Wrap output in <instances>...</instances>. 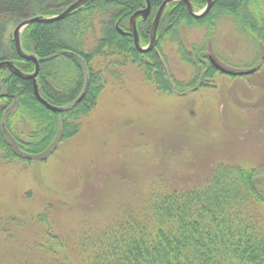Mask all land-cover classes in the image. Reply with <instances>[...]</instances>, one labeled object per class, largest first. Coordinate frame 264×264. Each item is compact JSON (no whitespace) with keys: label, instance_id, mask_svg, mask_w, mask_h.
<instances>
[{"label":"trees","instance_id":"16d2710c","mask_svg":"<svg viewBox=\"0 0 264 264\" xmlns=\"http://www.w3.org/2000/svg\"><path fill=\"white\" fill-rule=\"evenodd\" d=\"M164 1L150 0L151 14L137 21L142 46L150 42L153 21ZM190 2L196 11L207 4L206 0ZM36 3L0 0V20L18 24L26 18L52 15L50 8L38 11ZM144 8V0H91L63 21L34 23L22 32L24 52L40 62L36 78L40 95L63 110L44 106L32 80L0 69V156L6 164L46 161L60 145L79 135L105 92V74L114 72L118 64L136 65L144 80L166 98L185 97L214 88L216 75L228 76L209 59L222 20L264 51V0H214L210 12L199 19L185 3L174 2L161 18L156 48L145 54L136 49L130 34L131 17ZM184 27L203 30V41L187 43ZM167 42L176 46L180 60L191 69L188 80L167 72L161 51ZM6 43L0 62L8 60L24 73H33L35 64L19 56L12 33ZM263 65L264 57L251 69L260 72ZM260 209H264V166L224 162L201 184L152 190L145 204L125 209L103 228L81 232L76 242L54 232L50 209L39 213L36 222L45 229L38 249L45 258L20 264H74V255L79 264H264ZM9 220L20 226L18 219Z\"/></svg>","mask_w":264,"mask_h":264},{"label":"rangeland","instance_id":"374dc122","mask_svg":"<svg viewBox=\"0 0 264 264\" xmlns=\"http://www.w3.org/2000/svg\"><path fill=\"white\" fill-rule=\"evenodd\" d=\"M66 2L37 0L36 9L56 15ZM16 26L0 20V55ZM182 33L187 43L204 39L198 28L184 27ZM161 51L167 72L188 80L191 69L176 46L167 42ZM209 55L245 71L262 62L264 51L222 20ZM105 76L98 107L53 156L16 164L0 156V264L45 258L38 249L45 227L35 216L47 209L54 232L76 242L81 232L103 228L125 209L145 204L152 190L201 184L224 162L264 166V65L243 78L216 75L214 88L185 97L160 95L133 64H118ZM258 214L264 222V209ZM73 260L80 263L76 255Z\"/></svg>","mask_w":264,"mask_h":264},{"label":"water","instance_id":"95a60500","mask_svg":"<svg viewBox=\"0 0 264 264\" xmlns=\"http://www.w3.org/2000/svg\"><path fill=\"white\" fill-rule=\"evenodd\" d=\"M90 1L91 0H75L73 3L68 5L65 9H63L61 12H59L56 15H52V16L38 15V16H34V17L24 19L17 24V26L15 27L14 32H13V39H14V43H15V48H16L17 53L19 54V56L22 59H24L26 61H31L35 64V71L33 73H31V74L24 73L18 67H16L15 64L11 61L4 60V61L0 62V69L5 68L23 80H32L34 82V91H35V95H36L37 99L44 106H46L49 110H52L55 112H60L63 109L51 105L44 98H42V96L40 95V93L38 91V85L36 82V78L40 72V62L35 55L27 54L26 52H24V50L22 48L21 34L27 27H29L30 25H32L34 23L50 24V23L63 21L66 18H68L74 11L83 7L85 4H87ZM144 1L146 2V8L139 10L136 13H134V15L131 17V20H130V29H131L130 34H132L134 37V44H135L136 49L140 53H143V54L149 53L156 48V45L158 43V27H159L161 18L163 16V13H164L165 9L167 8V6H169L170 4H172L174 2H183L187 5L189 13L194 18L199 19V18L206 16L210 12V10L214 4V0H206L207 1L206 7L203 10L198 12L194 9L190 0H165L162 3L161 7L159 8L157 15L153 21L152 28H151L150 42L147 46H142V44L140 42L138 29H137V21L140 17H142L144 20H146L152 11V5H151L150 0H144ZM119 31L122 34H124V32L122 30L119 29ZM209 59H210V62L212 63V65L218 71H220L223 74L229 75V76H247V75H251V74L256 72V69H249V70H245V71H234V70H231L229 68L222 66L212 56H210ZM83 97H84V93L79 97V99L77 100V103L80 102L83 99Z\"/></svg>","mask_w":264,"mask_h":264}]
</instances>
